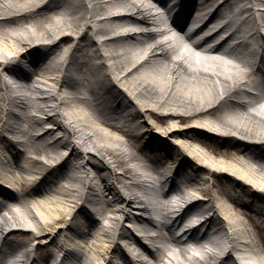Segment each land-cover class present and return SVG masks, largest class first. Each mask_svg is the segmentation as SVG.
I'll use <instances>...</instances> for the list:
<instances>
[{
    "label": "bare ground",
    "instance_id": "6f19581e",
    "mask_svg": "<svg viewBox=\"0 0 264 264\" xmlns=\"http://www.w3.org/2000/svg\"><path fill=\"white\" fill-rule=\"evenodd\" d=\"M47 1L0 0V190L11 194L0 264H238L239 247L247 264H264V237L252 236L264 214V106L253 107L264 103V67L262 95L231 98L264 65V0L191 2L190 19L213 29L205 41L153 29L158 0ZM222 32L232 47H205ZM19 61L34 66L24 79ZM149 181L162 202L156 237L144 224ZM182 206L201 220L189 248L165 232Z\"/></svg>",
    "mask_w": 264,
    "mask_h": 264
},
{
    "label": "rangeland",
    "instance_id": "374dc122",
    "mask_svg": "<svg viewBox=\"0 0 264 264\" xmlns=\"http://www.w3.org/2000/svg\"><path fill=\"white\" fill-rule=\"evenodd\" d=\"M148 1V0H147ZM58 1H56V2H54L53 0H51L50 2L49 1H47L46 3L49 5L50 4V6H52V5H54L55 3H57ZM258 6H261L262 8H263V6L262 5H258ZM156 9L158 10V8H157V6H156ZM162 10H163V12H162V15L163 16H165V18H166V13H165V9L164 8H162ZM165 14V15H164ZM30 16V15H29ZM161 18H162V16H161ZM169 25V24H168ZM180 34V33H179ZM170 35V34H169ZM172 35V34H171ZM170 35V36H171ZM173 36L175 37V36H178L177 34H173ZM173 36H171V37H173ZM173 43V42H172ZM185 43V45H186V47H184L183 48V50L185 49V48H190V44L188 43V42H184ZM252 44H253V42H252ZM252 44H250V46H251V48H252ZM217 54H219V53H217ZM198 66H200L201 67V65H200V63H199V65ZM7 75H9V74H4V76L5 77H9V76H7ZM10 79L11 80H13L11 77H10ZM43 82H45L46 83V85H48V86H50V87H53V85L51 84V83H49V82H47V80L43 77ZM48 83V84H47ZM118 85L119 86H122V84H120V83H118ZM231 97H233V96H231ZM15 108V111H19V108L18 107H14ZM3 113L0 111V129H1V125H2V122H3ZM141 140V139H140ZM138 142V141H137ZM139 143H142V141L141 142H139ZM145 151H147V150H145ZM151 152H152V155L153 156H156L157 154H163L162 152H157V151H152V150H150ZM139 153H140V151H139ZM141 154H142V152H141ZM94 157H96L95 155H93ZM158 156H160V157H163V155H158ZM93 157V158H94ZM97 161V160H96ZM136 165V164H135ZM104 172H107L106 170H104ZM133 213H131V215H132ZM242 218L243 219H245V221H247V218H246V216H242ZM256 219H257V224H258V227H254V229H253V240H254V242L255 243H260L262 240H261V238L262 237H264V227L262 226L263 225V223L264 222H262L263 221V219H264V214H257L256 215ZM124 223L125 224H129V223H131L130 222V219H125L124 220ZM245 224H246V222H245ZM91 226V225H90ZM27 228H30V227H27ZM91 228H92V226H91ZM20 234V237L22 238L23 236H26L25 234H23V233H19ZM12 236H14V235H12ZM20 237H16V239H20ZM15 238V237H14ZM38 239L37 240H34V242H32L34 245H36L37 243H38ZM176 241H179V240H174L173 241V243L172 244H176L175 242ZM171 244V245H172ZM35 247V246H34ZM5 248H6V244H5ZM188 248V247H187ZM35 249V248H34Z\"/></svg>",
    "mask_w": 264,
    "mask_h": 264
}]
</instances>
